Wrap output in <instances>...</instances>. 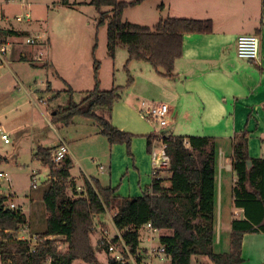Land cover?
<instances>
[{
  "label": "trees",
  "instance_id": "trees-1",
  "mask_svg": "<svg viewBox=\"0 0 264 264\" xmlns=\"http://www.w3.org/2000/svg\"><path fill=\"white\" fill-rule=\"evenodd\" d=\"M139 2L141 0H89L88 5L98 13L96 26L106 27V50L111 58L117 47L123 46L127 51L124 67L131 61L146 62L155 70L162 69L163 76L172 77L174 62L182 55L183 35L210 33L212 22L210 19L165 17L147 26L124 21V10ZM62 4L68 5V2L63 0ZM7 33L13 34L0 29V38ZM95 48L96 38L91 46L93 87L80 101L73 99L68 87L66 104H59L50 118L64 125L71 123L75 116L92 120L110 145L125 144L130 153L132 135L110 121L111 108L120 99V87L100 88V62L95 57ZM126 72L130 86L133 78L127 69ZM59 92L48 100L58 97ZM157 138L155 133L146 136L148 151ZM161 141L168 159L165 168L168 176L161 177L159 171L152 173L147 191L130 198L117 196L114 189L86 178L82 196H67L68 187L76 194L70 179L71 159L67 156L55 164L50 149L37 148L33 157L47 167L49 174L42 192L45 226L40 233H35V238L19 237V230L28 226L27 216L21 207L8 206L11 195L0 194L1 264H74L77 260L102 264L91 245L90 235L94 216L109 212L113 226L133 254L139 249L141 232L149 222L160 231L170 232L159 236L169 264H191L192 260L195 264H240L243 235L264 232V158L249 157L246 132L234 137L231 166L236 179L231 193L233 206L242 209L243 217L231 220L229 250L218 253L213 250L217 209L214 139L168 134ZM117 240L115 237L112 242ZM62 244L66 246L63 251ZM101 246L106 253V264H127L108 252V244Z\"/></svg>",
  "mask_w": 264,
  "mask_h": 264
},
{
  "label": "crops",
  "instance_id": "crops-1",
  "mask_svg": "<svg viewBox=\"0 0 264 264\" xmlns=\"http://www.w3.org/2000/svg\"><path fill=\"white\" fill-rule=\"evenodd\" d=\"M147 1L142 0L136 5L140 6ZM164 1L160 9L161 11H166L167 17L210 19L212 30L210 33H188L183 35L182 55L174 62L172 77L163 76L162 69L155 70L146 62H129L127 67L133 73V82L128 88L126 98H120L113 104L110 112V121L119 130L131 134L125 130L131 128V116L136 119L143 118L137 108L142 100L135 102L134 98L142 95L147 96L145 93L160 94L163 102L168 105L170 112V124L164 130L167 134L181 136L199 135L214 139L217 209L213 250L216 252H227L220 250L222 248L219 247L226 245V243L229 245L231 220L243 217L242 209L233 206L231 193L236 179L231 166L234 137L246 132L249 157L264 158V0H166V4ZM76 3L77 1L74 3L68 2V5L65 6L70 7ZM88 3L89 0L85 1L84 5L90 8ZM27 8L30 9L29 3H27ZM27 8H25L26 13L24 16L27 21H30ZM27 14L29 18H27ZM0 29L13 32V34L7 33L0 38V45H5L6 47L5 55L10 48V43L14 42L13 39H21L22 37L19 35V31L12 26L11 28L1 27ZM244 34H255L259 37V57L256 61L242 59L236 55V38ZM35 36V38L25 39V43L29 47L27 49L21 47L19 53L21 54L20 58L27 60V56L31 54L32 60L42 61L43 64L41 65H32L40 67L45 72L44 88L40 90L46 92V95H48L47 99L54 96V93L59 90L67 93L68 87L71 88L74 99V95H83L93 87L92 60L89 55L91 42L90 46L88 45L85 48L84 51L86 52L82 56L85 62V71L83 69L82 71L80 70L82 66L76 65L77 59L72 57L68 60L72 71L65 72L59 64L48 58V37L44 35ZM27 39H30L31 42H27ZM36 40L39 41L36 42ZM40 42L41 44H39ZM116 52L117 50L114 57L111 58L106 50V59L114 60ZM0 62L3 63L5 61L3 59ZM114 67L113 65L112 68ZM99 78L102 90H109L117 83L113 72L109 73L108 76L102 73V65L99 68ZM28 93L30 94V91ZM39 99L47 100L44 96H40ZM49 104L45 101V117L43 116V118H47V120L53 114L48 109ZM73 120H76L74 122L81 126L85 134L93 133L94 135L102 136L99 128L92 120L80 116H75L72 122ZM29 122L24 123V125L28 124V127L24 128L29 132L33 133L35 131L40 136L46 135L42 131L41 133L39 132L32 120ZM48 122L50 121L48 120ZM14 125L10 130L19 134L23 129L22 125L19 122L14 123ZM1 129L5 130L6 127L0 124V134ZM6 132L8 133L9 130ZM154 132L155 127L153 131L145 132L143 135L147 153H145V149L141 148V155L137 157L133 149H131V155L134 156L133 162H131L134 168L132 169L134 177L131 178L128 175L126 179L121 178L125 164L126 173L129 172L126 161L130 160V158L126 153V147L117 143L110 145L104 136L100 137V144L103 148L96 155L100 163H97L98 169L96 172L93 171L95 176L90 174L91 172H87L81 165L79 167L83 180L78 182L76 175L70 169V179L71 183H74L75 189L77 188L76 193L77 190L84 192V178H86L89 181L95 179L103 187L114 189L115 194L120 197L141 196L150 185L154 161L161 159L162 151L158 140H153L151 150H147L146 136ZM60 141L67 144L69 148L68 157L71 161L72 158L78 157L71 140L66 141L59 135L52 142L47 136L43 139V143L36 140L34 146L31 145L32 156L37 148L43 147L51 150ZM144 143L141 142L140 144ZM122 153L125 154V158L124 156L121 157ZM119 160L122 161V166H119ZM165 168L158 169L161 177L168 176ZM141 172H143V175H141ZM32 184L33 182L31 181L30 186ZM100 222L104 223L102 219H100ZM110 225L116 233L117 231L111 220ZM28 227L31 228L32 226L28 223ZM162 234L169 235L170 232L160 231L151 241L146 238L145 234L144 239L148 242V246L143 247L139 243V250L145 252L147 248L158 245L159 236ZM30 235L28 233L26 237ZM251 236L249 234L243 235L242 251L248 245H256V252L260 253L259 264L264 261V242L261 245L257 240L264 241V234L258 238ZM154 239H156L155 243ZM159 264H169L168 257H165L164 261Z\"/></svg>",
  "mask_w": 264,
  "mask_h": 264
},
{
  "label": "rangeland",
  "instance_id": "rangeland-1",
  "mask_svg": "<svg viewBox=\"0 0 264 264\" xmlns=\"http://www.w3.org/2000/svg\"><path fill=\"white\" fill-rule=\"evenodd\" d=\"M62 1L63 0H0V28H11L12 26L19 31V35L22 37L21 39H13L14 42L10 43L8 52L2 56V60L4 59L5 62H0V124L6 127V131L9 130V143H4L3 140L0 139V174L2 175L0 177V190L4 195L9 193L7 182L5 178H3V176H9L12 186L11 189L15 192V195L10 198L9 202L14 203L15 206L21 207L22 212L29 220L28 223L32 226L31 228L26 226L19 230V237L24 238H27L26 236L28 233L31 235H33L32 233H34V235H36L35 233H40L45 226L44 221L46 212L42 202V192L47 186L46 180L49 174L47 167L32 156L31 147L34 146L36 140L43 143V139L47 136L50 142H52L56 140L57 135L61 136L66 141L71 140L78 156L77 158H72L71 171L76 175L78 182L83 180V175L79 167L81 165L87 172H91L90 174L94 175L93 171L96 172L98 169L97 163H100L96 155L101 152L103 148L99 140L102 136L94 135L93 133L85 134L81 126L74 122L76 120H73V122L68 125H64L62 123L53 122L50 118L51 115L48 118L50 122H48L47 118H43L44 107L46 106L45 101L50 103L48 109L53 112L59 104H66L68 92L65 93L59 90L60 94L58 97L51 100L47 99L48 95H46V92L40 90L44 88V81L46 80L45 72L40 67L32 65H41L43 64L42 61L32 60L31 54L28 55L29 57L27 56V60L20 58V48L25 47L27 49L29 47V45L25 43V39L30 37L35 38V35L47 36L49 39V60L51 58V60L59 64L65 72H69L72 71V67H70L68 60L72 57L77 59L76 65L82 66L80 70L82 71L83 69V71H85V62L82 59V56L86 52L84 50L88 45L90 46L94 38H96L95 57L99 60L100 66L102 65V73L105 74V76H108V74L112 72L115 74L117 82L115 86L120 87V98H126L129 88L127 85L128 78L126 69L133 78V73L127 67L128 63L126 67H124L127 60L125 47H117L116 58L114 60L110 58L106 59V27L105 25L96 26L98 13L92 6L88 8L84 5V2L87 0H66L71 3L77 1L76 4L70 7L62 4ZM128 1L134 0H127L125 2ZM164 2L166 4V0ZM27 3H29L30 9L27 8ZM162 3L163 0H148L140 6H137V4L128 7L123 13V20L130 23L153 26L160 17H167L166 11H161L160 9ZM25 8L29 10L30 21L25 19ZM37 41L39 40H36V42ZM39 44H41V42ZM89 55L91 56V47ZM113 65L115 66L114 68H112ZM28 91H30V94ZM145 94L147 96L142 95L134 98L135 102L137 100L163 102V98L160 94ZM40 96H44L47 100H38ZM81 97L82 95L76 94L74 95V100L80 101ZM30 120L33 121L34 126L39 129L40 133L42 131L46 135L40 136V134L35 131H33L34 134L29 132L26 129L28 124L24 125V123H28ZM130 121L131 128L125 129L132 135L130 153H128L126 149V153L130 158V160L126 161L129 172L126 173L125 164L124 171L121 175L123 179H126L128 175L131 178L134 177L132 172L134 168L131 164L134 156L131 155V149H133L137 157L141 155V148L145 149V153H147L143 135L145 132L149 133L154 130L153 125L146 119L144 120V118L136 119L131 116ZM18 122L23 128L19 132L20 135L10 130L15 126L14 123ZM141 142L144 144H140ZM122 145L125 146V144ZM123 156L125 158L124 153H122L121 157ZM121 162L122 161L119 160V166H122ZM141 175H143V172H141ZM31 181L35 184V188L30 186ZM82 193L84 192L77 190V193L73 194L71 188H66V195L71 198L82 196ZM111 216L109 212L96 215L93 218V230L90 235L91 245L95 249L97 259L100 263L102 262V264H105L106 253L101 250V244H107L106 238L115 235L110 225ZM100 219H102L104 223H101ZM145 234L146 232L143 230L140 240V244L143 247L148 246V242L144 239ZM248 234L252 235L251 237L258 238L264 233L256 232ZM99 241H101L100 245L98 244ZM257 241H259L261 245L262 242H264L260 240ZM155 242L156 239H154V243ZM228 246V243H226V245H222V247L219 248H222L220 249L222 251H228ZM255 246L256 245H248L245 247L244 251H242L243 261L240 264H258L260 253L256 252ZM65 248L66 246L64 244L60 247L62 251ZM263 262L264 261L259 264ZM74 264L87 263L77 260ZM191 264H195V260H192Z\"/></svg>",
  "mask_w": 264,
  "mask_h": 264
},
{
  "label": "built area",
  "instance_id": "built-area-1",
  "mask_svg": "<svg viewBox=\"0 0 264 264\" xmlns=\"http://www.w3.org/2000/svg\"><path fill=\"white\" fill-rule=\"evenodd\" d=\"M27 18H29V15H26ZM18 19V17H17ZM27 42H31L30 39H27ZM6 52L5 45H0V60H2V56ZM236 55L239 58L247 59L251 61H256L259 57V37L255 34H244L239 35L236 38ZM3 61V60H2ZM41 101V99H40ZM138 112L139 114L149 121L154 127H155V134L157 135V140L160 143L161 147V159L155 160L154 166H153V172L158 171L160 168L167 167L168 165V159L164 155L163 149L164 144L162 143V137L167 136L168 134L165 133V129L170 124V112L169 107L164 102H146L141 101L138 104ZM0 139L3 140L4 143H8V133L1 129ZM69 154V148L67 144L63 141H60L59 144L54 146L50 150V156L51 159L55 164H59L62 162ZM2 175L0 174V177ZM7 182V188L9 189V193L7 195L14 196V192L11 189V183L9 176H3ZM32 188H35V184L31 185ZM0 194H4L0 190ZM8 206L10 208H15V204L9 202ZM112 221V216L111 219ZM116 229V228H115ZM144 230L146 231V238L148 240H153L155 236H157L160 232L157 228L153 227L149 222L145 224ZM117 231V230H116ZM35 238V235H30L27 238L30 237ZM117 237V242H112L113 238ZM106 242L108 244L107 250L108 252L118 261L125 262L127 264H159L162 263L167 257L164 249V245L159 243L158 245L151 246L147 248L145 252L142 250H137L136 253H131L128 246L124 243V241L121 239L118 231L113 235L112 237H107Z\"/></svg>",
  "mask_w": 264,
  "mask_h": 264
},
{
  "label": "water",
  "instance_id": "water-1",
  "mask_svg": "<svg viewBox=\"0 0 264 264\" xmlns=\"http://www.w3.org/2000/svg\"><path fill=\"white\" fill-rule=\"evenodd\" d=\"M251 165V162L250 161H248V166H250Z\"/></svg>",
  "mask_w": 264,
  "mask_h": 264
}]
</instances>
